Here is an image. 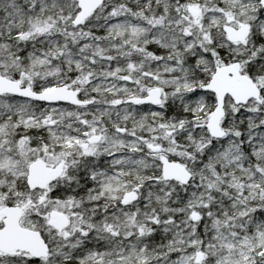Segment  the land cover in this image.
<instances>
[{"label": "snow or ice", "instance_id": "snow-or-ice-1", "mask_svg": "<svg viewBox=\"0 0 264 264\" xmlns=\"http://www.w3.org/2000/svg\"><path fill=\"white\" fill-rule=\"evenodd\" d=\"M0 264H264V0H0Z\"/></svg>", "mask_w": 264, "mask_h": 264}]
</instances>
